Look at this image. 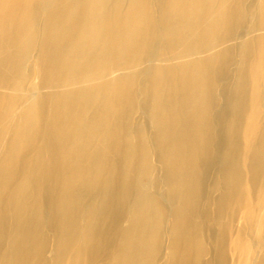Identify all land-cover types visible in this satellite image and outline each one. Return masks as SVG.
Returning a JSON list of instances; mask_svg holds the SVG:
<instances>
[{
	"label": "bare ground",
	"instance_id": "6f19581e",
	"mask_svg": "<svg viewBox=\"0 0 264 264\" xmlns=\"http://www.w3.org/2000/svg\"><path fill=\"white\" fill-rule=\"evenodd\" d=\"M0 264H264V0H0Z\"/></svg>",
	"mask_w": 264,
	"mask_h": 264
}]
</instances>
